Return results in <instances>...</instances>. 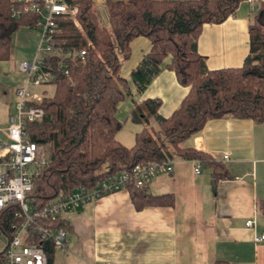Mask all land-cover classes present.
Returning <instances> with one entry per match:
<instances>
[{
  "label": "trees",
  "instance_id": "16d2710c",
  "mask_svg": "<svg viewBox=\"0 0 264 264\" xmlns=\"http://www.w3.org/2000/svg\"><path fill=\"white\" fill-rule=\"evenodd\" d=\"M250 0H106L109 27L101 24L94 0H71L78 7L77 19L85 35L70 19L62 20V38L86 48L84 62L72 65L73 84L58 76L53 93L44 95L40 106L45 116L28 124L30 138L47 150V163L39 170L29 195L32 212L41 210L57 196H68L78 187H91L97 180L137 165L162 161L176 154L199 159L213 170L216 180L229 176L222 162L193 147L181 144L203 130L211 119L234 117L264 123V0H252L258 8L249 26L250 54L240 67L208 70L197 50L205 24H221L236 15ZM14 0H0V61L9 60L15 33L33 26L38 14L25 12L13 17ZM146 37L152 43L132 79L145 91L163 68L175 72L178 81L190 87L179 107L168 118L159 116L160 99L149 98L133 109L131 118L144 124L135 143L127 147L117 139L124 123L117 117L119 103L132 95L130 81L121 75L123 62L132 55L131 43ZM90 41V43H89ZM167 57L170 63L164 65ZM156 117L155 129L150 119ZM138 210L149 205H173L172 194L153 195L149 186L127 185ZM264 208V203L261 205ZM24 217L19 204H11L0 218V227L13 238V225ZM37 225L65 227V220L35 218ZM47 255V264H56L57 247L51 239L32 233ZM4 263V250L0 251ZM216 264H229L218 260Z\"/></svg>",
  "mask_w": 264,
  "mask_h": 264
},
{
  "label": "crops",
  "instance_id": "0c3cea01",
  "mask_svg": "<svg viewBox=\"0 0 264 264\" xmlns=\"http://www.w3.org/2000/svg\"><path fill=\"white\" fill-rule=\"evenodd\" d=\"M94 1L101 24L109 27L106 0H99L98 7ZM257 8V2L245 1L225 22L204 25L197 50L208 70L245 63L250 54L249 26ZM39 40L40 30L35 25L21 27L14 35L16 47L11 58L0 61V127L16 113V90L26 79L19 63L35 57ZM131 47V58L123 62L121 75L130 81L132 95L119 103L117 111L123 129L129 127L134 138L127 141L121 129L117 138L125 146L134 145L136 133L144 128L132 120L134 108L139 106L146 113L145 101L160 99L159 116L168 118L190 89L178 81L174 71L163 68L140 92L132 71L152 43L138 37ZM170 61L167 57L164 65ZM150 121L158 129V119ZM181 146L193 147L222 162L229 176L216 180L212 168L203 162L201 172L196 173L199 159L175 154V172L159 174L149 185L153 195H174L173 205L138 210L125 188L90 202L65 215L70 225V251L57 250L55 263L216 264L223 260L264 264V241H256L264 232V123L234 117L211 119ZM225 155L229 156L226 160ZM251 218L255 219L253 227L247 225Z\"/></svg>",
  "mask_w": 264,
  "mask_h": 264
},
{
  "label": "built area",
  "instance_id": "2783aa9c",
  "mask_svg": "<svg viewBox=\"0 0 264 264\" xmlns=\"http://www.w3.org/2000/svg\"><path fill=\"white\" fill-rule=\"evenodd\" d=\"M14 1L20 7L13 8V17H21L25 12L38 14L34 25L40 30V40L35 57L19 63V69L26 79L16 90V113L10 116L5 126L0 127V218L13 203L19 204L20 214L24 217L20 225H13L12 239L1 227L0 238L7 240L2 249L5 264H47L46 252L32 239V233H38L43 239H51L59 251L67 253L71 243L69 232L62 226L44 225H37L35 230H30L35 218L65 220L66 214L76 213L86 204L107 194L127 189L131 181L138 186H149L157 175L175 172L176 155L162 161L137 165L132 172L123 171L102 177L93 186L82 185L70 195L57 196L41 210L32 212L29 195L33 191L36 175L47 163V150L30 138L28 124L44 118L45 110L39 104L44 95L50 93L46 87H55L59 75L73 84L72 65L84 62L87 50L77 44H69L61 36V22L64 19L72 20L85 35L77 19L78 7L72 5L71 0ZM223 157L225 160L229 158L228 155ZM197 162L195 172L200 173L202 161ZM247 225L253 227L255 219H249ZM256 241H264V232L256 236Z\"/></svg>",
  "mask_w": 264,
  "mask_h": 264
},
{
  "label": "rangeland",
  "instance_id": "374dc122",
  "mask_svg": "<svg viewBox=\"0 0 264 264\" xmlns=\"http://www.w3.org/2000/svg\"><path fill=\"white\" fill-rule=\"evenodd\" d=\"M96 2L98 3H96V5H97V7L99 6V0H96ZM15 44H14V41H13V45H12V48L13 49H15ZM46 89L50 92V93H53L54 92V89H55V87L54 86H47L46 87ZM129 124H132V123H129ZM128 126H130V125H128ZM124 127V126H123ZM129 127H125V129H123L122 128V130H124L123 131V133L124 132H126V134H125V137H126V139H127V141H132L134 138H133V135L130 133V132H128V130H130V129H128ZM136 136V135H135ZM118 139V138H117ZM123 144V143H122ZM125 145V144H124ZM133 146V145H132ZM132 146H127V147H132ZM6 244H7V240L5 239V238H0V250H2L5 246H6Z\"/></svg>",
  "mask_w": 264,
  "mask_h": 264
}]
</instances>
